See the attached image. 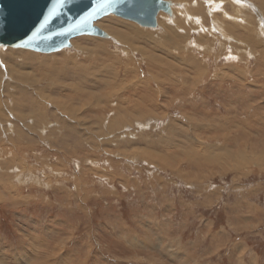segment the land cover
Returning a JSON list of instances; mask_svg holds the SVG:
<instances>
[{"label":"rangeland","instance_id":"rangeland-1","mask_svg":"<svg viewBox=\"0 0 264 264\" xmlns=\"http://www.w3.org/2000/svg\"><path fill=\"white\" fill-rule=\"evenodd\" d=\"M163 1L0 47V264H264V0Z\"/></svg>","mask_w":264,"mask_h":264},{"label":"water","instance_id":"water-1","mask_svg":"<svg viewBox=\"0 0 264 264\" xmlns=\"http://www.w3.org/2000/svg\"><path fill=\"white\" fill-rule=\"evenodd\" d=\"M159 12L171 15L163 0H0V47L42 54L70 47L78 36L107 38L94 25L114 15L143 28H155Z\"/></svg>","mask_w":264,"mask_h":264},{"label":"bare ground","instance_id":"bare-ground-1","mask_svg":"<svg viewBox=\"0 0 264 264\" xmlns=\"http://www.w3.org/2000/svg\"><path fill=\"white\" fill-rule=\"evenodd\" d=\"M240 5V4H239ZM237 9V11H239L241 8H236ZM134 23V22H133ZM136 24V23H135ZM95 25V24H94ZM137 25V24H136ZM130 27H133V26H130ZM138 27H139V25H138ZM135 28V27H134ZM140 28H141V26H140ZM143 28V27H142ZM145 29V28H144ZM110 30V29H109ZM109 30H107V31H109ZM114 32V36L116 37V38H120V39H122V37H124V31H119V30H115V31H113ZM174 31H171L169 34H172ZM107 34V33H106ZM169 36V35H168ZM168 38V37H167ZM166 38V39H167ZM170 43H172V40H168ZM17 50V49H16ZM20 54V53H19ZM27 57L28 58H31V59H34L35 58V55H33L32 53H27ZM49 57V56H48ZM48 57H44V60H50V58H48ZM19 68H20V64H18L17 65ZM68 66H70V68L71 69H74V68H76L77 67V63L76 62H74L73 60H69V62L68 61H66V64H62V66L61 67H59L57 70H58V73L59 74H66V72H68L70 69H68ZM109 71H110V69H108V72L107 73H109ZM25 80L27 79L26 77L24 78ZM10 80V79H9ZM16 82H13L12 80L10 81V83L8 84V85H6V86H9V87H11V82H13V83H16V84H18L20 81H22L21 80V76H20V79L19 80H15ZM15 85V84H14ZM20 87L21 86H12L11 88H14V90L17 92H19L20 94H23V93H25V90L24 91H21L20 90ZM11 91V90H10ZM28 92V91H27ZM14 94V93H13ZM13 94H11V95H13ZM9 95H10V92H9ZM94 98V97H93ZM16 107V106H15ZM17 108V107H16ZM75 108V107H74ZM73 108V109H74ZM42 110V109H41ZM75 110V109H74ZM13 111V110H12ZM33 112V111H32ZM35 112H36V110H35ZM72 112V111H71ZM39 113H43V112H41V111H39ZM22 118H24V116L22 117ZM42 118V117H41ZM8 127H9V125H8ZM12 127V126H11ZM10 127V128H11ZM14 128H13V130H15V129H17L18 130V128H16V126H13ZM31 128V127H30ZM138 152V151H137Z\"/></svg>","mask_w":264,"mask_h":264}]
</instances>
